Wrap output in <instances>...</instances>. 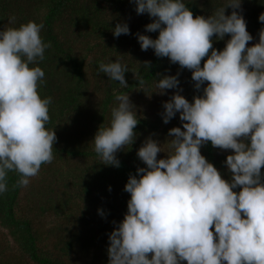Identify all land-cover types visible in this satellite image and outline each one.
Listing matches in <instances>:
<instances>
[{
  "label": "clouds",
  "instance_id": "1",
  "mask_svg": "<svg viewBox=\"0 0 264 264\" xmlns=\"http://www.w3.org/2000/svg\"><path fill=\"white\" fill-rule=\"evenodd\" d=\"M131 2L136 14L152 19L144 30L158 33L155 39L135 34L140 49L190 70L197 91L207 84L189 103L179 94L178 74L153 78L154 92L175 90L162 102V122L178 114L182 123L168 130L166 158L157 159L162 145L151 136L137 149L145 167L129 174L123 187L127 211L108 234L107 264H264V28L258 42L246 47L252 36L241 0H224L207 17L195 18L183 0ZM226 8L232 9L227 15ZM258 21L264 24V12ZM42 28L29 20L0 29V194L8 190L9 172L24 188L53 159L56 136L45 127L52 98L37 91L43 70L29 67L51 46ZM111 32L128 35L129 28L118 22ZM225 34L229 39L218 51L211 38ZM98 71L128 87V69L119 59L101 62ZM135 79L143 86L138 74ZM114 101L107 126L97 128L91 144L104 165L119 167L115 154L134 142L139 120L128 93L115 94ZM205 142L231 150L223 162L230 181L201 155Z\"/></svg>",
  "mask_w": 264,
  "mask_h": 264
},
{
  "label": "trees",
  "instance_id": "2",
  "mask_svg": "<svg viewBox=\"0 0 264 264\" xmlns=\"http://www.w3.org/2000/svg\"><path fill=\"white\" fill-rule=\"evenodd\" d=\"M183 2L195 18L197 15L207 17L224 0ZM262 12L264 0H241L246 31L251 36L259 34L264 28V24L258 21ZM11 17L15 20L9 24ZM29 20L43 25L40 35L43 41L51 44L45 49L43 60L29 65L38 66L44 72V83L38 84L37 91L41 98H52L49 121L45 127L53 129L56 136L53 159L50 163L42 164L40 171L51 170L53 165L66 161L72 165L70 173L75 174L83 165L80 179L84 184L79 186H83L80 194H88L89 187H94L96 181H109L115 188V198H119V202L111 207H96L94 212H89L87 206L81 211L76 202L81 195L64 191L62 196L65 197L56 206L51 207L50 203L48 208L39 205L41 216L48 214L55 220L45 226V236H53V248L51 253L43 252L37 246L41 238L33 229L30 216L22 215L23 212L34 211V202H30L29 198L21 202L20 194L24 188L15 186L18 174L12 171L7 174L8 190L0 194V227L8 230L28 263L70 264L72 256L86 253L89 245L95 241L97 249L106 251L109 230L114 229L127 211L129 194H125L123 187L128 176L135 175L137 168L145 167L136 156L144 139L151 136L158 141L163 152L157 154V159L166 158L170 151L167 141L172 139L168 130L181 127L180 120L171 118L165 124L161 117L153 118L150 110L146 109L153 102V97L158 95L154 92L153 78L157 74L169 75L175 70L183 78H191V71L170 63L166 57H156L152 49H140L135 34L155 39L158 33L144 30V26L151 23L152 19L146 13L136 14L131 0H0V29L18 27ZM118 22L127 23L128 35H112L111 29ZM211 39L213 47L219 51L229 36L225 34L223 39L217 40L213 35ZM206 58L201 60V66ZM115 59L127 66V88H122L118 82L109 80L98 71L101 62ZM136 74L144 80L143 86L137 83ZM206 84L201 85V90L195 91L194 95H201ZM118 93H128L131 103L136 107L139 122L133 129L136 134L134 142L116 152L119 167H113L102 163L93 151L91 141L101 124L107 126L111 108L115 104L114 95ZM200 153L218 170L222 179L231 180V173L223 163L225 157L232 154L231 150L220 151L210 142H205L200 146ZM261 172L264 173V166ZM69 188L78 189V186ZM234 191H239V187ZM118 206L121 210L117 209ZM98 210L103 215L98 214ZM35 215L38 216L37 212ZM89 224L92 225L90 229L86 228ZM148 255L150 257L151 254ZM181 264L186 262L181 261Z\"/></svg>",
  "mask_w": 264,
  "mask_h": 264
},
{
  "label": "rangeland",
  "instance_id": "3",
  "mask_svg": "<svg viewBox=\"0 0 264 264\" xmlns=\"http://www.w3.org/2000/svg\"><path fill=\"white\" fill-rule=\"evenodd\" d=\"M232 9L226 8L225 15H227ZM242 14V13H241ZM259 39V34L252 36V40L246 44V47L252 46L257 43ZM179 80V89L180 95H182L189 103L192 101V96H194L196 89H194V82L191 78H183V76L178 73L176 70L171 72L169 75H177ZM185 77V74H184ZM186 79V80H184ZM187 81V85L185 84ZM156 90V89H155ZM175 90H165L164 95L158 94L157 97H153V102L150 106H146V109L150 110V114L153 118L161 117L159 113L163 111L162 102L167 101L169 97L173 94ZM159 114V115H158ZM175 120L178 119V114L173 117ZM183 131V128H182ZM220 151H223L220 149ZM72 165L62 161L59 165H53L51 170L45 169V171H40L38 174L30 178V183L27 187L21 192V202L24 203V200H30L33 203L34 211L23 212L22 215L25 217L31 218L32 226L35 232L40 236L41 240L38 242L37 246L43 252L51 253V248H53V236L49 234L46 235L45 226L51 223L54 220L53 216L48 214L41 216L38 210L39 205H43L48 208L49 203L52 206H56L58 203H61L63 197V192L74 194H80L79 186L84 183L80 179L82 175L81 168L84 170L83 165L80 166V169L77 173H70ZM74 168V165H73ZM105 181V180H104ZM66 185V186H64ZM72 186H78V189L69 188ZM69 188V189H68ZM50 189V192H48ZM48 194L46 195V193ZM125 194H128L125 192ZM116 197L115 188L109 181L105 182H94V187H89V192L86 195H81V198L76 199L77 204L81 207V211H84L87 206L89 212H94L96 207L102 206H112L119 202V198ZM110 206V207H111ZM119 206L117 207V209ZM83 209V210H82ZM110 209V208H109ZM119 210H121L119 208ZM24 211V210H23ZM112 211V209H110ZM37 212L38 216L35 215ZM92 225H88L86 228L90 229ZM86 229V230H88ZM113 230V229H112ZM112 230H109L110 232ZM108 234V232H107ZM96 241L90 244L88 251L84 254L74 255L71 257L70 264H107L108 257L104 251H101L96 248ZM25 256L22 251L19 249L18 245L14 242L13 238L8 233V230L0 227V264H32L28 263L27 260H24Z\"/></svg>",
  "mask_w": 264,
  "mask_h": 264
}]
</instances>
